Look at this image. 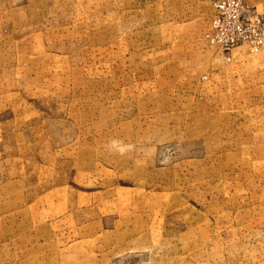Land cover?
Masks as SVG:
<instances>
[{"label":"rangeland","instance_id":"rangeland-1","mask_svg":"<svg viewBox=\"0 0 264 264\" xmlns=\"http://www.w3.org/2000/svg\"><path fill=\"white\" fill-rule=\"evenodd\" d=\"M0 264H264V0H0Z\"/></svg>","mask_w":264,"mask_h":264},{"label":"built area","instance_id":"built-area-1","mask_svg":"<svg viewBox=\"0 0 264 264\" xmlns=\"http://www.w3.org/2000/svg\"><path fill=\"white\" fill-rule=\"evenodd\" d=\"M236 27H238V23H236ZM238 41H240V38L238 36H230L226 39L225 44L228 45L229 43H237Z\"/></svg>","mask_w":264,"mask_h":264}]
</instances>
